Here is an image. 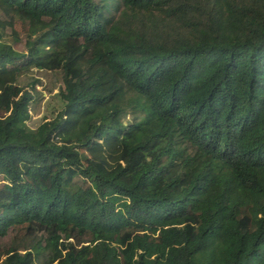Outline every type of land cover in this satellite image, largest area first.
<instances>
[{
  "label": "trees",
  "instance_id": "1",
  "mask_svg": "<svg viewBox=\"0 0 264 264\" xmlns=\"http://www.w3.org/2000/svg\"><path fill=\"white\" fill-rule=\"evenodd\" d=\"M0 12V264H264V0ZM31 68L61 74L35 128Z\"/></svg>",
  "mask_w": 264,
  "mask_h": 264
},
{
  "label": "rangeland",
  "instance_id": "2",
  "mask_svg": "<svg viewBox=\"0 0 264 264\" xmlns=\"http://www.w3.org/2000/svg\"><path fill=\"white\" fill-rule=\"evenodd\" d=\"M6 19L0 12V20L5 21L4 28L0 30L1 40L10 43L16 50L24 52L27 24L17 19H13V23H11ZM18 82L27 85V88L33 93V99L29 106L30 117L27 121L30 128H35L40 123L50 120L60 109L61 101L57 97L58 88L61 84L59 72L31 68L21 74ZM31 83L33 85H28ZM15 235V231H11L0 240V243L9 247L16 241Z\"/></svg>",
  "mask_w": 264,
  "mask_h": 264
}]
</instances>
